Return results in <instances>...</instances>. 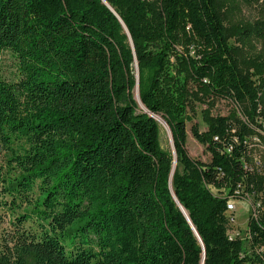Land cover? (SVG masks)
<instances>
[{
	"label": "trees",
	"instance_id": "1",
	"mask_svg": "<svg viewBox=\"0 0 264 264\" xmlns=\"http://www.w3.org/2000/svg\"><path fill=\"white\" fill-rule=\"evenodd\" d=\"M5 53L0 264H264V216L249 247L227 216L226 193L264 195V176L243 166L258 87L216 0H0ZM193 95L234 107L191 128L208 162L186 148Z\"/></svg>",
	"mask_w": 264,
	"mask_h": 264
},
{
	"label": "rangeland",
	"instance_id": "2",
	"mask_svg": "<svg viewBox=\"0 0 264 264\" xmlns=\"http://www.w3.org/2000/svg\"><path fill=\"white\" fill-rule=\"evenodd\" d=\"M156 2L157 0H147ZM216 7L224 23L228 43L240 61V65L247 72L258 87L257 106L253 113L254 122L261 124L257 128L258 135H254L249 141H256L260 147L254 148L257 156L264 158V0H216ZM14 73V64L10 54H3L0 57V76L11 78ZM249 106L248 104L245 105ZM233 106L226 100L220 99L213 103L208 100H199L197 96H192L187 109L188 120L186 122L187 144L186 148L191 157L208 162L210 154L204 145L199 143L192 135L191 128L197 125L200 130L207 127L206 119L210 115H229ZM243 118V117H242ZM260 141V142H258ZM162 143L169 151L174 153V144L171 132L167 127L162 128ZM5 160L0 157V165H5ZM252 166V164H250ZM214 194H218V189L211 188ZM238 196L232 201L236 204V223L232 227V234L240 233L242 239H247V226L252 214V203L259 200L262 203L260 216H264V195L256 192L247 195L240 191ZM258 195V196H256ZM259 197V198H257ZM14 210V209H13ZM15 214L19 210H14ZM11 208L0 210V232L8 226L12 216ZM235 236V235H233ZM248 245L245 242V246Z\"/></svg>",
	"mask_w": 264,
	"mask_h": 264
},
{
	"label": "built area",
	"instance_id": "3",
	"mask_svg": "<svg viewBox=\"0 0 264 264\" xmlns=\"http://www.w3.org/2000/svg\"><path fill=\"white\" fill-rule=\"evenodd\" d=\"M263 129H264V127H263ZM258 142H260V141H258ZM250 146L253 147V152L249 155V158L243 159V162H246L247 164H252V172H257L258 174L264 176V158L261 156H257L256 154H253L255 152L254 148L256 146L260 147V144L257 143L256 141H251ZM240 191H242V193L243 192L246 193L249 196L256 193V192H250V191L248 192V190H245L244 186L241 184L238 185V188L234 191L233 194L226 193L227 196L229 197L228 202H227V209H226L227 210V216L229 218V222H230L232 227H234V224L236 223V210H237V206L232 201V199L236 198L238 196L237 194H239ZM256 196H258V195H256ZM257 198H259V197H257ZM252 206H253V208H252V214H251L250 218L257 219L260 216V213L263 209L260 199L254 200L252 203ZM232 227L230 229V232L233 230ZM231 235H240L241 236L240 233H235V234L231 233ZM244 241L248 244L246 246L249 247L248 231H247V239H244Z\"/></svg>",
	"mask_w": 264,
	"mask_h": 264
},
{
	"label": "bare ground",
	"instance_id": "4",
	"mask_svg": "<svg viewBox=\"0 0 264 264\" xmlns=\"http://www.w3.org/2000/svg\"><path fill=\"white\" fill-rule=\"evenodd\" d=\"M155 116V119L163 126V127H166L167 126V123L166 121L164 120L163 116L162 115H154ZM168 127V126H167ZM243 166L248 169V170H251L252 171V166L250 164H247L246 162H244Z\"/></svg>",
	"mask_w": 264,
	"mask_h": 264
},
{
	"label": "water",
	"instance_id": "5",
	"mask_svg": "<svg viewBox=\"0 0 264 264\" xmlns=\"http://www.w3.org/2000/svg\"><path fill=\"white\" fill-rule=\"evenodd\" d=\"M137 65V64H136ZM138 67V66H137ZM137 97L139 99V93H138V89H137ZM167 127V126H166ZM168 128V127H167ZM169 129V128H168ZM170 131V130H169ZM174 156H175V162H174V167L176 165V154H175V150H174ZM184 211V210H183ZM184 213L186 214V212L184 211ZM187 215V214H186ZM202 264H204V261L202 262Z\"/></svg>",
	"mask_w": 264,
	"mask_h": 264
}]
</instances>
